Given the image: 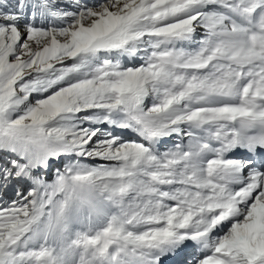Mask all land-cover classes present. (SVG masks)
<instances>
[{
    "label": "snow or ice",
    "instance_id": "obj_1",
    "mask_svg": "<svg viewBox=\"0 0 264 264\" xmlns=\"http://www.w3.org/2000/svg\"><path fill=\"white\" fill-rule=\"evenodd\" d=\"M0 264H264V0H0Z\"/></svg>",
    "mask_w": 264,
    "mask_h": 264
}]
</instances>
